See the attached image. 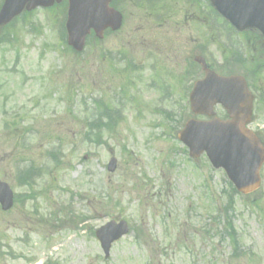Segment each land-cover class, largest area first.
I'll use <instances>...</instances> for the list:
<instances>
[{"label":"rangeland","instance_id":"obj_1","mask_svg":"<svg viewBox=\"0 0 264 264\" xmlns=\"http://www.w3.org/2000/svg\"><path fill=\"white\" fill-rule=\"evenodd\" d=\"M197 1L148 6L161 26L125 4L121 32L88 43L81 56L60 38L62 7L36 10L4 31L0 180L18 202L0 211V264H264V166L260 190L233 197L223 171L191 160L176 138L192 118L185 80L201 78L189 65L193 54L220 75L264 88V62L254 72L221 53L244 42L251 52L255 37L229 42L208 3ZM102 100L118 114L91 130L101 112L92 102ZM253 108L255 127L264 128V103ZM260 138L264 145V131ZM113 218L131 229L105 259L94 233Z\"/></svg>","mask_w":264,"mask_h":264},{"label":"water","instance_id":"obj_2","mask_svg":"<svg viewBox=\"0 0 264 264\" xmlns=\"http://www.w3.org/2000/svg\"><path fill=\"white\" fill-rule=\"evenodd\" d=\"M61 1L62 0H4L0 9V28L8 25L14 18L23 12H29L36 7L47 8L54 4H59ZM109 1L110 0H68L69 14L66 25L68 44L75 51L80 52L82 50L84 37L89 34L91 30L97 33L106 27H112L113 30L119 28L121 17L117 12L108 8ZM210 2L216 11L228 20L237 30L259 29L264 32V0H210ZM200 62L203 64L201 60ZM206 75L209 77L210 73L206 71ZM210 78L215 82H207L206 85V97L212 98V100L207 102L206 106L208 110L216 103L215 101H217V99L218 101H223L221 90H223L225 86L221 84L227 82L226 80L224 81L212 76H210ZM233 81L237 83L236 79H233ZM243 87L244 85H241L238 92L241 101L240 104L237 105L239 110L238 114L241 117H236L242 118L244 124V118L246 117L247 119L249 115L251 98L244 92L245 87ZM226 106L231 109L233 115H235L234 111L237 107L230 104ZM242 112L244 116L241 115ZM237 118L234 119L236 122H230L234 124L236 130L240 129V126L243 127L242 122ZM201 126H203V124L195 122L188 123L184 131L185 133L183 132L180 136V139L190 148L191 156L194 157L198 156L203 148L199 142L193 144L191 139H186V135L190 132L188 128H199ZM257 147H248L249 156L245 159L235 158L237 162L232 165H230V161L221 164L214 162L215 167L224 165L228 177L234 183L237 190L243 194H247L258 187L257 174L264 154L262 151L259 152ZM231 161H234V159ZM113 167L114 163H112V170ZM10 196L6 186L0 185V203L3 206V210H8L10 208ZM126 233L127 227L124 222L118 225L114 222L108 223L96 232V237L100 241L101 248L106 257L108 256L111 244Z\"/></svg>","mask_w":264,"mask_h":264},{"label":"trees","instance_id":"obj_3","mask_svg":"<svg viewBox=\"0 0 264 264\" xmlns=\"http://www.w3.org/2000/svg\"><path fill=\"white\" fill-rule=\"evenodd\" d=\"M228 229L230 230V232H231V233H234V232H233V229H232V227H231V226H229V228H228Z\"/></svg>","mask_w":264,"mask_h":264},{"label":"flooded vegetation","instance_id":"obj_4","mask_svg":"<svg viewBox=\"0 0 264 264\" xmlns=\"http://www.w3.org/2000/svg\"><path fill=\"white\" fill-rule=\"evenodd\" d=\"M137 32H139V29H136ZM115 34V33H114ZM114 34H109V35H114Z\"/></svg>","mask_w":264,"mask_h":264}]
</instances>
